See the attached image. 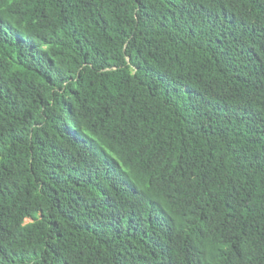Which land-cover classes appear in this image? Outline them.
Wrapping results in <instances>:
<instances>
[{
    "label": "trees",
    "instance_id": "obj_1",
    "mask_svg": "<svg viewBox=\"0 0 264 264\" xmlns=\"http://www.w3.org/2000/svg\"><path fill=\"white\" fill-rule=\"evenodd\" d=\"M0 264H264V0H0Z\"/></svg>",
    "mask_w": 264,
    "mask_h": 264
}]
</instances>
